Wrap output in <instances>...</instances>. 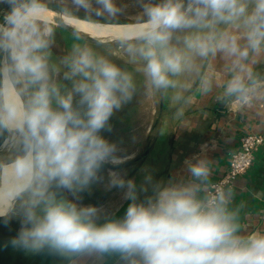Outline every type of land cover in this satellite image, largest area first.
Segmentation results:
<instances>
[{"label":"clouds","instance_id":"obj_1","mask_svg":"<svg viewBox=\"0 0 264 264\" xmlns=\"http://www.w3.org/2000/svg\"><path fill=\"white\" fill-rule=\"evenodd\" d=\"M100 2L106 11H116L111 0ZM31 11L14 8L8 23L14 29L23 27ZM145 12L147 22L126 32L123 38L129 50L137 51L146 61L153 83L166 87L170 83L168 74L178 73L183 59L168 47L172 30L207 25L209 18L230 22L245 15L247 8L240 0H189L187 7L182 0H164L146 7ZM246 22L249 46L258 49L264 43V0H255ZM8 35L16 41L15 30ZM136 37L144 42L138 48L128 44ZM214 40L213 34L197 37L188 47L205 56L213 50ZM43 46L42 41L34 40L13 51L16 71L40 83V87L26 109L13 96L3 93L0 124L19 130L23 137L21 154L10 163L11 174L24 182L21 190L37 178L44 184L55 181L59 187L82 190L97 178L102 164L120 162L113 155L115 146L101 133L111 131L108 122L114 110L131 98L130 78L103 58H95L90 50H78L70 75L81 77L74 85L80 108L73 106V95L69 93L58 98L60 110H53L52 92L42 83L46 80L45 64L39 56L30 54ZM218 46L247 55V49H238L234 41L230 46ZM241 89L239 81L229 86V91ZM190 172L201 178L207 176L208 169L200 162L190 165ZM113 184L125 187L122 180L114 179ZM127 187L128 198L135 201V186L129 181ZM46 203L42 217L33 211L26 213L17 236L10 241L13 247L117 253L125 258L138 257L140 264H264V233L237 235L223 194L205 202L198 199L192 185L163 188L154 201L132 203L122 219L100 226L93 220V207L77 209L54 200Z\"/></svg>","mask_w":264,"mask_h":264},{"label":"crops","instance_id":"obj_2","mask_svg":"<svg viewBox=\"0 0 264 264\" xmlns=\"http://www.w3.org/2000/svg\"><path fill=\"white\" fill-rule=\"evenodd\" d=\"M240 2L246 5L245 15L230 22H216L210 18L209 34L214 35L216 25L223 28L217 31L213 50L208 52L196 80L178 92L175 88L181 89L177 84L185 66L182 63L167 111L171 118V135L165 141L167 148L163 156L157 155V151L155 157L144 161L139 175L141 183L133 190L135 201L128 198L129 189H113L107 200L100 204L101 198L94 194L80 199L83 208L96 209L93 220L97 226L122 219L132 203L154 201L158 192L166 187L192 185L197 189L198 199L205 201L209 185L227 171L241 136L248 131L264 134V43L258 49L249 46L246 19L254 10L255 0ZM1 27L4 26L0 21V46L5 38ZM233 41L238 49H247L246 56L218 46L220 43L230 46ZM233 81L242 85L240 91H229ZM124 113H129L127 121L134 124L122 128L125 138L136 146L144 145L150 135L151 121L145 126L135 125L138 118H131L133 111ZM109 134V141L114 140L113 144H116L119 138L116 126ZM140 134L139 140L134 142ZM200 162L204 163L208 174L196 178L190 172V165ZM137 177H130L128 182L135 186ZM223 196L226 211L237 227V235L247 237L257 232L264 233V144L258 150L250 171L239 177L234 187ZM65 264H140V261L138 257L125 258L117 253L83 252Z\"/></svg>","mask_w":264,"mask_h":264},{"label":"rangeland","instance_id":"obj_3","mask_svg":"<svg viewBox=\"0 0 264 264\" xmlns=\"http://www.w3.org/2000/svg\"><path fill=\"white\" fill-rule=\"evenodd\" d=\"M29 3H40L46 6L54 7L60 9L63 14L78 17L90 22L101 24L103 23L106 24L105 27H113L114 24L120 23L138 24L139 26L135 27H140L144 25L148 19L145 12L146 7L162 4L164 3V0H111L113 7L116 9L115 12L106 11L100 0H0V21L4 26L1 27L3 35H5V29L8 23L7 18L12 10L14 8L25 6ZM57 20L61 21L59 17H57ZM64 20L73 27L83 29L75 21L65 18ZM211 24V19L209 18L207 25L201 24L198 26L179 28L171 31V36L168 41V47L179 52L183 57L181 63H185V66H182L183 73L181 81L179 82V84H177L181 87V89H179V87L175 88L178 90V92H180V90L181 92L184 91L187 86H189L191 83H193V81L196 80L198 74L202 70V64L208 56V54L205 56L199 55L196 50L188 47V43L196 39L197 37H204L209 35L208 32L211 29ZM15 31L17 34L15 46L19 47L17 49L18 51L26 44H29L34 40L42 41L44 44L42 48L31 50L30 54L32 56H39L45 64L46 80L42 83L46 84L50 92H52L50 99L51 107L53 108V110H60L58 105V98L61 96H67L69 93L73 95V106L75 108H80L78 103L80 97L74 92V85L81 79V77L70 75L71 63L75 56L78 54V50H90L95 58H103L107 62L116 66L121 71V73L126 74L130 78L131 87L129 89V94L131 98L128 101L122 103L121 107L118 110H114L108 122V126L110 128L114 129V127L116 126L117 135L119 137L117 139V143L113 144L114 140H110L111 142L109 141L108 134L111 133V131H103L101 133V135L110 144H113L115 146L116 151L113 155L120 162L112 163L109 161L102 164L101 168L97 172V178L91 181L86 188H83L91 189L92 191H94L95 197H97L96 194L98 192L101 193V201H98V204L106 201L113 189H128L127 183L130 179V175L140 165L138 163H135L134 159L141 155L145 151L146 147L144 145L136 146L132 143V140L125 138V134L124 132H122V128L127 127L132 123L130 121H127L129 113L124 112L133 111V114H131V118H138L135 125L145 126L146 123H150V121V125H153L154 121V128L152 129L151 134V138L153 139L154 133L157 129V125H155V119L159 114L158 112L160 109L162 98V87H157L153 83L151 77L148 75L146 71V61L137 51H130L129 47L107 48L92 45L75 38L73 35H70L67 32L63 31L58 25L49 23L47 20L42 18L28 20L23 27L15 29ZM87 31L94 32L96 30L87 27ZM129 31L131 30L106 29L103 35L111 37L115 35H122ZM96 33L99 34L97 31ZM26 37H28L29 39H25ZM96 39L122 40L123 38ZM4 40L5 38L2 40L0 46V116L4 115V79H9L6 66H3V64L5 63ZM142 44L143 43L133 46L135 48H138ZM179 73L180 71L178 73L168 74L170 83L165 87L166 91L172 88V85L176 83ZM25 76L28 95L31 101L32 95L38 90V88L40 87V83H33L27 75ZM142 76L144 77V80H142ZM171 90L172 89H170V92ZM25 94L23 98L25 97ZM22 99L19 101V103L22 101ZM27 106L28 104L23 108L26 109ZM10 136H13V138L8 140L5 144V146L7 147L5 162L8 171V178L10 181L8 183V186L6 187V194H8L13 203H15L14 207H12L13 209L11 210L3 208L0 204V216L8 215L2 221H0V235H5L6 233H10V235L17 234L21 228V222L25 219L26 213L28 211H31V205L27 203L24 204V202L20 199L22 196L18 197L19 192L25 189H37L36 194L33 195V199L37 200L48 189L52 188L53 186H58L55 181L44 184L40 179L37 178L33 179L28 187L21 190L24 182L18 181L12 176L10 163L14 161L18 155L21 154L23 137L19 130L0 124V153L4 151V141H6ZM137 137V139H134V142L135 140H139L141 134ZM140 170L139 173H141ZM114 179L124 181L125 187L120 188L114 186ZM62 189L73 205H75L76 207L78 206V208L79 206H81L80 209L83 208V205H81V203L83 204V202L80 200L83 197V190L76 187H74L73 189ZM3 195L4 194H2V196L0 195V201ZM43 215L44 213H41L40 215H38V217H42ZM4 221H7L8 223L4 225Z\"/></svg>","mask_w":264,"mask_h":264},{"label":"trees","instance_id":"obj_4","mask_svg":"<svg viewBox=\"0 0 264 264\" xmlns=\"http://www.w3.org/2000/svg\"><path fill=\"white\" fill-rule=\"evenodd\" d=\"M220 25V24H219ZM214 36L218 35L217 31L221 30L223 27H217ZM142 80L144 77L142 76ZM174 85V84H173ZM172 85V88H173ZM170 88V89H172ZM170 89L166 91L165 87H162V98L159 109V114L156 117L157 129L154 133V138H151L152 129L154 128V121L151 127L150 135L144 146L146 147L145 151L134 159L135 163L140 164L139 167L130 175L138 176L135 181V187L138 188L141 183V176L139 170L141 169L144 161H146L149 157L157 155H162L165 153L166 145L165 141H167L169 135H171L170 121L169 115L167 113L168 108L170 107V98L171 92ZM172 91V90H171ZM164 120V121H163ZM160 170V168H159ZM83 197H88L90 194H94L91 189H82ZM37 189H27L21 196V200L24 204H29L30 210L33 211L36 216L44 213V209L47 206V201L54 200L57 203L64 202L66 204L73 205L66 193L62 188L58 186H53L48 189L45 193H43L37 200L33 199V195L36 194ZM97 197L100 198L101 193L98 192ZM95 196V194H94ZM77 209H80L76 207ZM8 216V215H7ZM0 217V221H2L5 217ZM95 222V221H94ZM96 223V222H95ZM97 224V223H96ZM5 225V223H4ZM17 234L10 235V233H6L5 235H0V264H65L70 261L77 253H69L66 251H57L51 249L47 246L40 250H32V249H24L20 247H13L10 244V241L14 239Z\"/></svg>","mask_w":264,"mask_h":264},{"label":"bare ground","instance_id":"obj_5","mask_svg":"<svg viewBox=\"0 0 264 264\" xmlns=\"http://www.w3.org/2000/svg\"><path fill=\"white\" fill-rule=\"evenodd\" d=\"M30 10H32V11L30 12V14L28 16V20H32V19L34 20V19L42 18V19L47 20L49 23L55 24L57 17H59L61 19V21L64 22L66 25L70 26L71 28L75 29L78 32H81V33L88 35L90 37H93V38H101V39L123 38L124 34L115 35V36H111V37L103 35V34H104V31L106 29H108V30H132L134 28H138L135 26H139L138 24L120 23V24H114L113 27H105L106 24L90 22V21H87V20H84V19H81L78 17H73V16H69V15L60 13V12L55 11V10L50 9V8L45 9V8L31 7ZM64 18L77 22L79 24V26L83 29L69 25V23L66 22L64 20ZM87 27L95 29L99 34H97L96 31H94V32L87 31ZM84 29H86V30H84ZM16 45H18V44H16ZM12 48H13V51H14V49L16 51H18L17 49L19 48V47L15 46L14 41H12ZM3 66H6V64L4 63ZM18 78L20 81L19 93H17V91L13 87V84L10 81V78L4 79V92H7L9 95L13 96L15 98V100L17 101V103H19V101L23 98L24 94L26 93L25 97L19 103V105L23 108L25 105L28 104V95H27V90H26L27 89L26 76L24 74L18 73ZM12 138H13V136H10L6 141H4V146H3L4 151H2L0 153V181H1L0 195L2 196V194H4L1 201H0V204L3 208H7L9 210L13 209L12 207H14V203H13L12 199L10 198V196L8 194H6V187L8 186V183L10 181L8 178V171H7V166H6V162H5V159H6L5 157H6V152H7V147L5 146V144L8 140H10Z\"/></svg>","mask_w":264,"mask_h":264},{"label":"built area","instance_id":"obj_6","mask_svg":"<svg viewBox=\"0 0 264 264\" xmlns=\"http://www.w3.org/2000/svg\"><path fill=\"white\" fill-rule=\"evenodd\" d=\"M263 144L264 134L245 132L231 155L227 171L209 185L205 202L232 189L238 178L247 174L253 167L256 154Z\"/></svg>","mask_w":264,"mask_h":264},{"label":"water","instance_id":"obj_7","mask_svg":"<svg viewBox=\"0 0 264 264\" xmlns=\"http://www.w3.org/2000/svg\"><path fill=\"white\" fill-rule=\"evenodd\" d=\"M182 2L184 3V6L187 7L189 0H182ZM31 7H38V8H45V9L50 8V9H53L55 11L62 13V11L60 9L50 7V6H46V5H43L40 3H29L25 6H21L20 8L23 10V9H30ZM55 24L58 25L63 31L67 32L70 35H73L75 38L80 39V40H82L86 43L92 44V45L107 47V48L128 47L125 45L124 39H122V40H99V39L90 37L88 35H85L81 32L76 31L75 29L71 28L70 26L66 25L64 22H62L60 20H56ZM13 30H15L14 26L7 23V26L5 29V40H4V42H5L4 59H5L8 77L10 78V81L12 82L13 87L15 88L17 93H19L20 81L18 78V72L15 69V60L13 58L12 40L10 39V37L8 35V33L13 31ZM141 43H144V42L142 40H140L138 37L134 38L133 40L128 41V44L132 45V46L138 45ZM27 95H28V90H27ZM29 104H30V97L28 95V105ZM25 191H26V189L19 192L18 197L21 196ZM3 216L4 215H1L0 217H3Z\"/></svg>","mask_w":264,"mask_h":264}]
</instances>
